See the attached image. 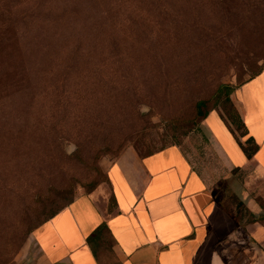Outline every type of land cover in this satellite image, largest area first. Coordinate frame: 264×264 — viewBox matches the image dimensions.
Returning a JSON list of instances; mask_svg holds the SVG:
<instances>
[{"label":"rangeland","instance_id":"rangeland-1","mask_svg":"<svg viewBox=\"0 0 264 264\" xmlns=\"http://www.w3.org/2000/svg\"><path fill=\"white\" fill-rule=\"evenodd\" d=\"M168 14L196 16L195 12L176 13L170 7ZM143 16L145 12L137 13V17ZM147 23L157 32L154 22ZM249 23L241 40L227 46L225 42L223 53L217 51L218 39L210 35L197 36L194 32L191 39L207 41V46L197 42L191 54L182 53L172 39L164 40L168 68L158 70L163 60L155 59V67L146 77L120 69L116 60L125 45L123 33H131L140 23L106 27L103 36L112 33L113 37L101 40L102 48L117 53L105 50L94 57L68 59L70 67L66 71L57 54L58 43L51 44L49 50L56 49L57 57L47 66L50 71L46 67L37 74L35 87H31V78L24 76L7 91L0 105V264L28 258L27 250L32 248L30 229L69 196L97 190L101 198L105 180L96 167L104 173V162L125 148L140 154L170 142L180 144L213 184L218 198L233 206L230 193L240 199L251 195L263 213L264 193L258 191L263 184H253L251 165L242 167V175H230L203 125L209 112L224 122L229 121V115L233 117L237 111L231 97L234 86L264 58V11ZM175 30L179 34L183 29ZM146 41L142 45L138 39L144 53ZM149 45L153 46L151 41ZM83 46L84 51L87 45ZM126 49L130 50L129 46ZM226 84L232 86L228 94L224 92ZM144 97L150 100L136 102ZM205 112L201 119L200 114ZM236 131L239 133V129ZM245 207L233 206L240 221L253 218ZM105 259L102 264H118L109 263V257Z\"/></svg>","mask_w":264,"mask_h":264},{"label":"crops","instance_id":"crops-1","mask_svg":"<svg viewBox=\"0 0 264 264\" xmlns=\"http://www.w3.org/2000/svg\"><path fill=\"white\" fill-rule=\"evenodd\" d=\"M231 97L245 126L238 139L252 138V155H244L216 113L209 112L203 125L227 171L249 163L253 184L262 182L258 191L264 193V63L233 88ZM103 170L104 195L99 198L97 190L77 194L30 232L32 248L20 261L102 264L109 257V263L118 264H264L261 206L251 195L241 197L253 218L237 219L179 145L142 156L125 148L106 160ZM101 221L111 246L97 258L85 237Z\"/></svg>","mask_w":264,"mask_h":264},{"label":"trees","instance_id":"trees-1","mask_svg":"<svg viewBox=\"0 0 264 264\" xmlns=\"http://www.w3.org/2000/svg\"><path fill=\"white\" fill-rule=\"evenodd\" d=\"M171 2L169 0H0V105L4 102L7 91L19 83V80L22 82L24 76L31 78V87L37 86V74L45 70L57 57L54 56L56 49L49 50L50 45H54L53 43H58L57 54L61 55L59 59L63 61L62 64L65 65L66 71L70 67L68 59L72 61L80 55L94 57L103 54L105 50L117 53L115 50L102 48L101 40L113 37L112 33L103 36L106 27L121 25L125 22L130 26L140 23V26L131 33H123L125 45L119 51L122 56L116 57V60L119 59L120 69L130 70L138 73L139 76L146 77L151 68L155 67V59L162 58L163 60V65H158V70L166 71L168 68L163 53L165 49L167 52L164 40L172 39V42L175 41L179 45L182 53L191 54L197 42H202L207 46L205 44L207 41L191 39L193 33L196 32L194 34L197 36L210 35L218 39L217 51L223 53L222 47H225V42L227 46L232 42H237L238 39L241 40L244 30L249 29L251 25L249 22L252 21L253 16L264 11V0H171ZM168 7L173 8L176 13L195 12L196 16L184 14V17H170ZM143 12L146 16L137 17V13ZM149 21L157 25V32L152 31L147 25ZM167 25L172 26L170 30L166 29ZM179 27L183 30L177 34L175 29ZM158 36L162 39L158 40ZM138 39L141 44L144 39H147L144 43L145 53L139 47ZM132 40L136 41L131 44ZM150 41L153 45L151 47ZM134 43L137 45L134 46ZM83 45H87L84 51ZM128 46L130 50L126 49ZM204 51L209 52V50ZM39 58L40 61L37 63ZM151 61H153L152 66H150ZM263 63L264 58L261 59L257 68L237 85L258 73ZM81 69L86 68L81 67ZM47 70L50 71V67H47ZM121 76L124 74L122 73ZM231 89L230 84L224 85L225 94H228ZM20 96L19 100H21ZM149 100V97H144L136 102H148ZM199 102L196 103L198 106L196 110L200 109ZM205 114L206 112L200 114L201 119ZM232 115V118L229 115L230 119L225 123L244 155L249 158L256 149V144L250 136H246L244 140L238 139V135L245 134V126L237 111H234ZM238 129L239 133L236 131ZM164 145L147 148L138 155L151 153ZM177 145L181 147L180 144ZM242 167L244 166L231 167L230 175L237 176L239 172L242 175L244 171ZM96 171L101 179L106 180L105 172L102 173L99 167H96ZM83 193H88V191ZM230 194L235 209L239 205H244L237 195ZM75 196L66 198L62 204L41 218L30 231L67 205ZM218 200L225 209L231 207L238 219L231 204L225 203L220 198ZM85 240L97 258L100 252L109 249L111 238L105 222L98 223L87 234ZM15 264L28 263L19 261Z\"/></svg>","mask_w":264,"mask_h":264}]
</instances>
